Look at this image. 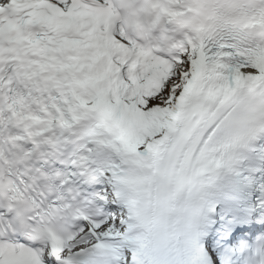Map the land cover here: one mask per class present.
Here are the masks:
<instances>
[{
    "label": "snow or ice",
    "instance_id": "snow-or-ice-1",
    "mask_svg": "<svg viewBox=\"0 0 264 264\" xmlns=\"http://www.w3.org/2000/svg\"><path fill=\"white\" fill-rule=\"evenodd\" d=\"M0 264H264V0H0Z\"/></svg>",
    "mask_w": 264,
    "mask_h": 264
}]
</instances>
